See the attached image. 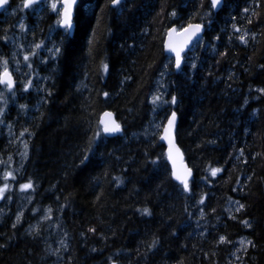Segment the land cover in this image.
Returning a JSON list of instances; mask_svg holds the SVG:
<instances>
[{
    "label": "trees",
    "instance_id": "obj_1",
    "mask_svg": "<svg viewBox=\"0 0 264 264\" xmlns=\"http://www.w3.org/2000/svg\"><path fill=\"white\" fill-rule=\"evenodd\" d=\"M112 1L79 0L73 36L49 5L12 24L0 16V74L17 81L13 98L0 96V155L26 153L0 220V264H54L53 226L68 240L60 264H264V0L219 11L212 0ZM190 23L204 39L176 71L164 39ZM164 73L163 123L176 112L189 191L172 179L161 132L145 134ZM106 110L121 135L102 133Z\"/></svg>",
    "mask_w": 264,
    "mask_h": 264
},
{
    "label": "water",
    "instance_id": "obj_2",
    "mask_svg": "<svg viewBox=\"0 0 264 264\" xmlns=\"http://www.w3.org/2000/svg\"><path fill=\"white\" fill-rule=\"evenodd\" d=\"M43 0H26L24 7L29 8L32 5L38 4ZM124 0H113L112 7L119 6ZM9 0H0V13L6 7ZM79 0H63V9L61 12L62 29H68L70 36L74 35L75 31V10ZM224 0H212L213 8L219 11L223 6ZM206 32V27L202 23H191L184 28L178 30L174 25L168 29L164 39L165 54H171L174 58V67L179 71L184 62V54L191 50L195 41L203 36ZM2 84H9L11 88L15 87V80L9 71H5L0 78ZM100 125L102 126L103 134L107 137H115L123 133L122 125L117 121L114 112L106 110L100 117ZM178 127V115L176 112L168 115L163 126L159 140L165 146V155L171 168L172 179L182 185L186 191H189L190 182L194 177L193 169L185 160V155L177 143L176 131Z\"/></svg>",
    "mask_w": 264,
    "mask_h": 264
},
{
    "label": "rangeland",
    "instance_id": "obj_3",
    "mask_svg": "<svg viewBox=\"0 0 264 264\" xmlns=\"http://www.w3.org/2000/svg\"><path fill=\"white\" fill-rule=\"evenodd\" d=\"M49 5V7L52 8L53 13H56L58 15H60V11H61V0H45L44 4L35 6L31 9H25L23 7V3L22 6L19 7L17 5V3H15V5H12V8L9 10H3L1 15H6V14H11L13 16H11L9 18V23H15L16 20L19 19V17H25L31 15L33 18L36 16H38L44 6ZM0 15V16H1ZM9 17V16H8ZM24 18L21 19V21H23ZM60 19L59 17L57 18V21L55 22V28L57 26H59V22ZM204 38H201L197 43H201L203 41ZM20 45L18 44L16 46V60L18 61V63L22 66H24L25 64L27 65L28 62L30 61V54L26 53L29 52L30 49L25 50L26 52H24L23 50H20ZM21 57H23V61L25 62V64L23 63ZM196 55L194 53L188 54L185 56V60L188 61L189 64H192L193 61H195ZM171 61V57H169L167 64H169ZM1 65L2 68L4 67V63L2 61ZM16 71L19 70V67H17V69H15ZM22 70H24V67L22 68ZM25 71V70H24ZM20 76L23 77L24 75L21 74L20 72ZM166 79V74L164 73L163 75H161L158 79L155 80L154 85H153V89L150 92V96L149 98L151 99L152 103L154 104V111L152 112V117H151V121L150 123L147 125L146 129H145V134L146 135H154L157 133H160L163 129L164 126V108L168 107L172 104L171 101L167 100V85L165 82ZM14 91H11L9 88L7 87H3L0 85V96L3 97V100L5 101H9L7 100V98L9 99L10 97L13 98L14 96ZM4 107V105L2 106ZM2 124H3V120H2V114L0 113V132L2 131ZM8 130V129H7ZM22 152V151H21ZM21 158L19 155V158H14V154L13 156L10 157V155L8 156H2L0 155V177L2 180H0V220L2 219V216L4 214V216L6 214H8L9 212V205H10V201L13 200L12 198V184H11V179L13 178V173H14V169L18 170L19 166H21V164L25 161L26 158V153H21ZM17 173V172H15ZM10 183V184H9ZM32 186L27 183L22 184L19 187V213L24 212V210L26 209V207L30 204L31 202V196H32ZM9 197V198H8ZM6 206V207H5ZM51 238L53 240V245L55 247V251H56V256L57 259L55 261L54 264H60L61 263V249H64L67 247V236L65 235V233L63 232V230L61 228H57L56 226H53L50 232ZM246 243L245 239H240L238 241V245H241V247H243ZM238 254L237 252H235V260H238Z\"/></svg>",
    "mask_w": 264,
    "mask_h": 264
}]
</instances>
